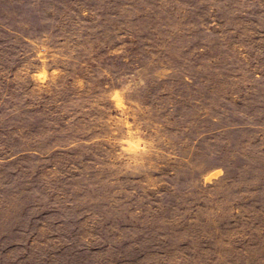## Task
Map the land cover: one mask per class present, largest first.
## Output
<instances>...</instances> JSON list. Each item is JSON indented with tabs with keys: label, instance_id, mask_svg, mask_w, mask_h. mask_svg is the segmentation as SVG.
<instances>
[{
	"label": "rangeland",
	"instance_id": "374dc122",
	"mask_svg": "<svg viewBox=\"0 0 264 264\" xmlns=\"http://www.w3.org/2000/svg\"><path fill=\"white\" fill-rule=\"evenodd\" d=\"M0 264H264V0H0Z\"/></svg>",
	"mask_w": 264,
	"mask_h": 264
}]
</instances>
